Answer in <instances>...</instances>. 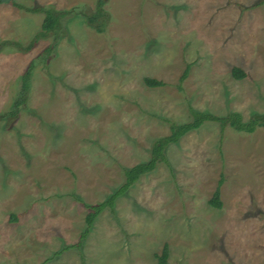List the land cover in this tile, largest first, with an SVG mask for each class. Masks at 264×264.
Segmentation results:
<instances>
[{"label": "rangeland", "instance_id": "obj_1", "mask_svg": "<svg viewBox=\"0 0 264 264\" xmlns=\"http://www.w3.org/2000/svg\"><path fill=\"white\" fill-rule=\"evenodd\" d=\"M17 1L75 13L26 50L44 14L0 6V114L35 63L27 103L0 118V264H158L165 244L167 264H264V129L210 122L103 211L81 248L55 255L81 241L85 204L149 159L166 120H190L188 104L264 113V0H108L104 33L76 13L97 0ZM217 187L221 208L210 204Z\"/></svg>", "mask_w": 264, "mask_h": 264}, {"label": "trees", "instance_id": "obj_2", "mask_svg": "<svg viewBox=\"0 0 264 264\" xmlns=\"http://www.w3.org/2000/svg\"><path fill=\"white\" fill-rule=\"evenodd\" d=\"M108 0H97L95 9L90 12H76L78 15H82L85 23L95 29L99 33H104L107 30L109 20L111 18L110 13L106 9V4ZM4 4H9L14 6L17 9L25 10L31 13H43L44 20L42 23L41 30L35 35V38L30 42L26 47V50L31 49L36 42L41 38H46L51 34L59 31L62 26V19L72 13H75V10H57L48 6L35 5L33 7L25 6L17 0H0V6ZM6 42L0 44V52L3 45ZM12 45H15L19 48L22 45L18 42H12ZM53 50L52 46H48L45 49L46 53H49ZM45 62V58H43ZM35 66L34 62H31L27 70L21 76V87L19 93L14 100L11 109L4 114H0V118H17L19 115L20 109L28 101V93L31 86V78L33 73V68ZM191 64H187L185 70L180 76L178 88L182 89V84L188 78ZM232 75L236 79H244L247 76L245 70L238 66L232 68ZM144 82L149 87H160L164 86L165 82L146 77ZM188 110L190 113V120L184 123L174 122L172 120H166L170 126V133L164 135L160 138H157L150 149V157L148 160L140 162L132 167H126L123 169L125 181L120 185L116 190L110 193L103 201L96 204H85L88 208V213L85 217V228L81 232V241L73 246H66L60 251L56 252L55 255L61 254L64 250L69 249L70 247H79L83 246L84 240L90 234L92 227L99 217V215L109 209L111 212H115V205L121 196L126 194L129 189L141 178V176L146 175L156 169L159 163H164L170 166L169 159L167 157V150L171 145L178 144L180 140L189 132L194 131L202 127L205 123H215L220 127L221 132L226 128L230 127L231 129L237 132L244 133H254L258 128L264 129V113L254 111L251 113L250 117L245 120L243 115L237 111H229L225 115H217L207 111H200L188 104ZM223 183L221 178L219 181V186ZM78 199V198H77ZM210 204L214 207L221 208L222 201L220 199V188L217 187L213 198L210 200ZM169 257V247L168 244H165L162 250V253L158 256V264H167V259Z\"/></svg>", "mask_w": 264, "mask_h": 264}]
</instances>
